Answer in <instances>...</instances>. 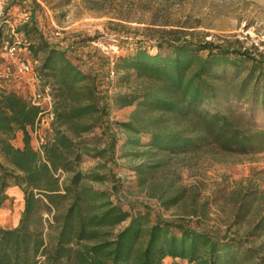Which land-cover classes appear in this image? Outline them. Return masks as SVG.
Wrapping results in <instances>:
<instances>
[{
	"label": "trees",
	"instance_id": "trees-1",
	"mask_svg": "<svg viewBox=\"0 0 264 264\" xmlns=\"http://www.w3.org/2000/svg\"><path fill=\"white\" fill-rule=\"evenodd\" d=\"M5 1L0 61L6 58L3 41L11 40L9 9L25 4ZM23 10L27 18L14 27L18 48L38 63L34 72L40 89L52 96L54 119L50 136L36 147L41 108L14 88L0 90V208L11 187L23 196L17 224L0 225V264H163L167 257L189 264H264V214L247 229L238 227L250 192L240 196L221 233L200 220L152 219L125 210L111 199L119 185L110 191L109 177L100 171L116 160L115 125L125 135L122 156L136 159L129 168L140 183L171 158L264 152V125L256 118L264 114V52L238 39L162 29L154 43L134 41L133 51L112 64L100 49L88 50L98 35L57 39L42 29L32 8ZM115 77L133 82L132 90L112 93ZM114 107L133 110L127 121H115ZM17 133L21 147L13 143ZM93 154L96 166L82 169V156ZM169 186H151L163 204L179 198V191L167 194Z\"/></svg>",
	"mask_w": 264,
	"mask_h": 264
},
{
	"label": "rangeland",
	"instance_id": "rangeland-1",
	"mask_svg": "<svg viewBox=\"0 0 264 264\" xmlns=\"http://www.w3.org/2000/svg\"><path fill=\"white\" fill-rule=\"evenodd\" d=\"M22 8L13 6L8 12L7 29L27 18L25 10L32 8L42 29L57 39H77L80 36L94 37L89 43L100 49L106 56L130 53L135 48L134 41L147 39L154 43L159 30L177 29L193 33L197 38L216 41L238 39L245 46L254 45L264 52V0H24ZM32 1H34L32 3ZM2 2V1H0ZM6 1L0 5V12ZM26 7V8H25ZM58 33V35H56ZM77 36V37H75ZM189 36V34H188ZM146 44V45H147ZM155 52L154 48L150 50ZM1 52V51H0ZM2 55V53L0 54ZM1 57V56H0ZM2 58L0 71L6 66L12 69L20 60L38 65L27 50L21 47L14 59ZM28 79L27 82L24 79ZM18 82L22 84H18ZM110 91H128L134 86L131 81L113 78ZM23 86V94L28 97L34 90L29 76L0 78V90L18 89ZM15 89V90H17ZM19 91V90H17ZM20 93V91H19ZM133 107L112 108L110 119L127 121ZM257 123L264 125V114L257 115ZM120 136L116 146L115 162H107L100 171L107 173L105 185H119L111 192V199L125 210L133 213H147L152 219L200 220L203 228L215 229L223 233L234 218L240 205V196L250 192V204L239 210L241 231L250 227L264 214V152L247 156L223 155L213 158L209 154L193 157L171 158L168 166L156 176L140 183L137 175L129 168L135 160L122 156ZM50 127H37L33 144L37 147L41 138L50 136ZM99 133V131L97 132ZM143 141L147 138L143 137ZM15 146H22L21 134L13 140ZM99 159L91 155L82 156V169L95 167ZM170 184L167 194L179 193L174 204H163L151 186ZM170 182V183H169ZM175 191V192H172ZM8 200L0 208V225L10 227L17 224L23 209V196L18 187L8 190ZM165 193L164 197H167ZM169 197V196H168ZM196 211L193 213V211ZM193 224V223H192ZM164 264H189L182 260H166Z\"/></svg>",
	"mask_w": 264,
	"mask_h": 264
},
{
	"label": "built area",
	"instance_id": "built-area-1",
	"mask_svg": "<svg viewBox=\"0 0 264 264\" xmlns=\"http://www.w3.org/2000/svg\"><path fill=\"white\" fill-rule=\"evenodd\" d=\"M4 1V0H0ZM0 2V5L2 4ZM1 16V12H0ZM58 35V33H56ZM10 36L11 40H5L2 44V50L5 52L6 56L9 59H14L16 56L17 51L19 50L18 45L20 43V37L18 33L15 32V28L13 25H10ZM111 63L113 64L115 61L114 56L109 57ZM33 64L29 63L28 61H18L16 67L12 69L10 66H6L5 69L1 72L0 71V78L4 80H11L13 77L18 76H29L32 84H34V90L30 95L27 97L29 102L32 105L38 106L41 108V112L39 113V120L37 127H41L43 125L50 127L51 122L54 119V114L52 112L53 106V99L52 96L49 94V90L45 89L44 91L40 89L39 84L40 80L37 77L36 73L34 72ZM113 77V74L111 75ZM43 139L41 138V143ZM40 144V143H39Z\"/></svg>",
	"mask_w": 264,
	"mask_h": 264
},
{
	"label": "crops",
	"instance_id": "crops-1",
	"mask_svg": "<svg viewBox=\"0 0 264 264\" xmlns=\"http://www.w3.org/2000/svg\"><path fill=\"white\" fill-rule=\"evenodd\" d=\"M23 77H24V76H23ZM27 80H28V79H26V78L24 79L25 82H27ZM18 84H22V83L18 82ZM13 88H14V87H13ZM14 89H17V88H14ZM17 90H19L20 93H23V92H24V91H23V86H21V85H18V89H17ZM166 260H171V261L175 260V261H177L178 259H171V258H168V257H167V258L164 259V262H165ZM163 264H164V263H163Z\"/></svg>",
	"mask_w": 264,
	"mask_h": 264
}]
</instances>
